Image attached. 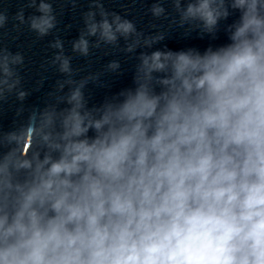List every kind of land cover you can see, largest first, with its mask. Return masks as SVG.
Wrapping results in <instances>:
<instances>
[{"label":"clouds","instance_id":"1","mask_svg":"<svg viewBox=\"0 0 264 264\" xmlns=\"http://www.w3.org/2000/svg\"><path fill=\"white\" fill-rule=\"evenodd\" d=\"M170 4L174 15L159 0L149 11L186 35L223 31L228 42L141 51L133 86L99 105L84 92L95 77L74 80L62 42L51 45L68 77L57 93L68 91L0 130V264H264V0ZM30 6L40 13L30 30L48 35L52 5ZM94 6L101 19L87 12L72 45L81 56L120 39L126 53L164 39ZM23 62L0 49V101L27 95Z\"/></svg>","mask_w":264,"mask_h":264},{"label":"water","instance_id":"2","mask_svg":"<svg viewBox=\"0 0 264 264\" xmlns=\"http://www.w3.org/2000/svg\"><path fill=\"white\" fill-rule=\"evenodd\" d=\"M53 8L56 16V27L46 36L38 37L37 33L30 30L29 17L39 16L36 7L30 6L32 0H0V14L7 17L3 27H0V49H7L11 53H21L24 62L18 71L21 77L19 91L27 93L23 100L17 98L14 92L6 100L0 101V130L9 131L15 126L25 122L33 109H41L52 99V94L57 93L59 83L68 77L58 70V65L53 60L61 50L51 45L58 39L62 42V53L70 58L73 70V79L79 81L86 77H95L89 80L84 92L89 100V106L101 104L106 97H110L122 89L133 86L136 57L141 51H154L157 49H170L178 51L194 47L200 51L209 45L218 46L228 42L227 35L221 31L218 38L212 40L208 36L203 38L197 32L185 34V30L175 25L170 26L172 13L170 0H159L171 15L169 19H156L149 9L157 0H46ZM36 5L40 0H35ZM95 4H100L108 13L120 15L135 23L137 30L145 36H154L163 33L164 39L153 45L152 48H138L134 53H126L122 49L125 41L120 39L119 48L101 46L90 48L87 57L73 51L72 45L81 32L85 30V14L89 11L96 13L95 19H101L99 9ZM24 23L17 19L21 13ZM238 13L231 17L228 23L238 17ZM94 43L96 37H89ZM118 61L119 69L111 71L108 64ZM65 105H60L64 107ZM91 135V133H90Z\"/></svg>","mask_w":264,"mask_h":264}]
</instances>
